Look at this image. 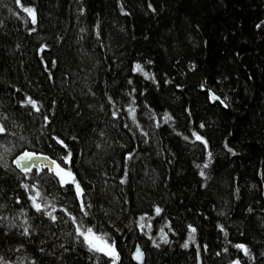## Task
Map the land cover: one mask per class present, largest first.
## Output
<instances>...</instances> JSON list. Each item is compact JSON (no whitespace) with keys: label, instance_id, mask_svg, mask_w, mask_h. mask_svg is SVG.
I'll return each instance as SVG.
<instances>
[{"label":"trees","instance_id":"trees-1","mask_svg":"<svg viewBox=\"0 0 264 264\" xmlns=\"http://www.w3.org/2000/svg\"><path fill=\"white\" fill-rule=\"evenodd\" d=\"M21 3L36 8V25L25 23L15 0H0V123L8 129L0 135V215L7 217L0 225H17L0 237V255L13 264H96L73 239L76 225L61 211L66 208L84 227L95 225L116 240L122 264H135V245L145 253L144 264H264V0ZM136 62L155 82L131 71ZM207 89L229 107L212 102ZM27 96L41 102L43 115L21 106ZM133 99L140 127L127 112ZM166 112L173 117L167 124ZM194 131L213 154L203 177L196 165L207 162L208 150ZM52 136L73 151L83 200L92 204L85 208L88 216L74 192L46 175L41 191L60 217L52 223L35 212L28 200L33 193L21 186L39 177L35 170L25 177L13 159L25 150L64 154ZM156 206L163 209L159 216ZM25 219L31 237L19 234ZM189 224L197 228L196 243L185 249ZM237 243L247 245L252 257L233 247ZM204 244L208 250L201 247L197 256V245Z\"/></svg>","mask_w":264,"mask_h":264},{"label":"snow or ice","instance_id":"snow-or-ice-1","mask_svg":"<svg viewBox=\"0 0 264 264\" xmlns=\"http://www.w3.org/2000/svg\"><path fill=\"white\" fill-rule=\"evenodd\" d=\"M15 3L19 6V8L22 10L23 13L27 15V20L25 23H31V25H36L38 23V13L34 6H31L30 3L24 4L21 3V0H15ZM148 7L155 12L156 9L153 7V5L150 3ZM121 11L124 15H130V13L124 12V6L123 3L120 4ZM83 9H81V15H83ZM264 24V21L261 22ZM257 27H261V25H257ZM36 28H31V32H35ZM81 31H84V29H81ZM96 35L99 37V26L97 25V32ZM46 47V46H45ZM45 47H41L39 51L43 53L45 51ZM43 59V57H42ZM152 61L149 60L148 64H151ZM52 66L56 65V61H51ZM131 71L134 73H138L144 77L145 80H152L155 82V77L151 75L148 71L145 70L144 65H142L140 62H136L132 68ZM127 83L129 85L133 84L132 79H128ZM201 88H204V85H201ZM17 92L20 91V89H16ZM136 89L133 87L132 92H135ZM143 94V93H141ZM206 94L209 96V99L212 102H219L223 107L228 108L229 105L225 102V99H221L219 95H216L211 91V89L206 90ZM94 95V93H93ZM109 103H113L112 98L109 97ZM21 106L28 107L30 106L31 109L35 110L37 113H41V108L43 105L40 101L37 99H34L31 96H27L25 99L20 101ZM136 104L135 99L131 101V105L128 107L127 112L128 115L131 117L134 124H136L137 127H140V125L137 122V116H136V107L134 105ZM31 114V113H30ZM43 115V113H41ZM113 117L115 118L117 116L116 112L112 113ZM150 119H153L154 117L150 116ZM43 119L45 121H48L47 116H43ZM173 117L168 114L167 112L164 113V123L167 124L169 121H171ZM125 127H128V125H125ZM156 127L159 128L160 124L159 122L156 123ZM200 128H204V124L199 125ZM8 131L5 124L0 123V135L6 134ZM177 135H181V133L177 132ZM143 135L147 136V133H143ZM192 135L195 136L197 141H200L205 150L209 149V142L207 139H205L202 135L198 134L197 132H192ZM51 139L54 141V143L59 146L61 149L64 150V154L58 156L57 158H53L49 155H45L43 153H36L35 151H23L20 155L16 156L13 160V163L15 164L16 169H19L20 173H23L25 177H27L30 173H33V170H35V176L39 177V181L36 183H33L32 185L29 184H22L21 186L25 189L26 192H32V195L28 196V200L31 202V207L35 210L36 213L40 214L41 216H46L52 223H56L60 217L55 215V205L47 202L45 194L41 191V186L43 183H46L44 177L46 175L50 176L51 178H54L57 180V183L61 189H67L68 192L73 193L76 199L79 200V207L80 211L84 213V216H88L89 213L85 211V208H91V203H85L83 200V197L85 195V190L82 184V181L79 179V174L74 170V167L72 166L74 164L73 160V151L69 148V145L65 142L64 139H62L59 136H52ZM71 139L76 140L77 138L75 136L71 137ZM183 139L187 141L189 139L188 136H183ZM52 145H49L51 147ZM225 147L227 148L228 152L232 153L233 155H236V153L233 151L231 147H228L227 144H225ZM212 152L210 150L207 151V162L203 163L202 167L200 164H197L196 167L200 170V175L203 177L205 176V172L203 169H207L211 162H212ZM3 159V156L0 155V160ZM127 159H132L131 154L127 157ZM5 168L7 165H3ZM126 179H122L121 183H125ZM21 201L19 198H17L16 203H20ZM62 212L65 213V215L68 216L69 220L72 224L76 225L75 228V235L73 239L76 241L77 244H79L82 248H85L88 253H92V258L95 260L96 264H101V258H104V264H122L121 261V254L117 248V241L112 239L107 232L99 231L95 225H91V221H88L89 225L88 227L83 226V222H78L77 217L72 215L66 208L61 209ZM249 212L252 211L251 208L248 209ZM155 212L159 216L163 209L159 206L155 207ZM21 216H27V213L23 210L19 213ZM7 217L0 215V221H5ZM141 221L145 219L144 216L140 217ZM67 223V221H64ZM7 227L9 231H0V237L7 238L9 236V232L12 228H16L17 225L9 221L7 225H0V228ZM19 227L22 229L20 231V235L23 237H31L33 230L31 229V225L29 224L28 219H25ZM141 229L145 227L143 223L140 224ZM171 227V225H169ZM187 229L189 230L188 240L182 244V247L187 249L189 248V244L193 243L195 244V234L197 232V228L193 225L189 224L187 225ZM161 231V239L164 244H168L169 240L167 238V234L164 233L163 229ZM220 231L224 233L225 236L228 235V233L225 231L224 227L220 226ZM175 234V233H174ZM69 235H72L69 233ZM149 239L151 240L152 237L149 236ZM153 244L155 247L159 248L160 245L157 244L155 241H153ZM22 246V245H21ZM62 248H64L65 252L72 251L74 249L65 248L64 245H61ZM203 248L204 251L208 250V245H197V256H199V249ZM236 249L243 252L244 256L252 257V253L250 248L243 244V243H237L233 245ZM19 251V249H16ZM223 251L226 253L228 252V248L225 247ZM40 253H44V249H39ZM221 253L217 252L216 255L219 256ZM133 259L137 261V264H144V253L139 247H136L135 253L133 255ZM0 264H13V262L10 259H6L4 256L0 255ZM31 264H38L37 260H32ZM39 264H42V262H39ZM230 264H242L241 259H234L230 262Z\"/></svg>","mask_w":264,"mask_h":264},{"label":"water","instance_id":"water-1","mask_svg":"<svg viewBox=\"0 0 264 264\" xmlns=\"http://www.w3.org/2000/svg\"><path fill=\"white\" fill-rule=\"evenodd\" d=\"M28 151V150H27ZM23 152V151H22ZM21 152V153H22ZM21 153H19L18 155H20ZM38 154H40V153H38ZM18 155H16V156H18ZM15 159V158H14ZM13 159V160H14ZM13 163V162H12ZM13 165H14V167H15V164L13 163ZM16 168V167H15ZM18 171H19V169H17ZM136 247H139L141 250H142V252L144 253V251H143V249L141 248V246L140 245H135L134 246V248H133V250H132V252H131V254H130V257H131V260H132V262L133 263H135V264H137V261L136 260H134L133 259V255H134V253H135V249H136ZM144 259H145V253H144Z\"/></svg>","mask_w":264,"mask_h":264}]
</instances>
